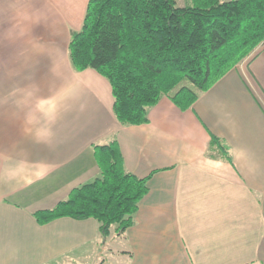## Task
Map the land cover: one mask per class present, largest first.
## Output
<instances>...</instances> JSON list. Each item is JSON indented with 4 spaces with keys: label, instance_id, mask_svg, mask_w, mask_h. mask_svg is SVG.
<instances>
[{
    "label": "crops",
    "instance_id": "obj_1",
    "mask_svg": "<svg viewBox=\"0 0 264 264\" xmlns=\"http://www.w3.org/2000/svg\"><path fill=\"white\" fill-rule=\"evenodd\" d=\"M88 1L0 0V264L103 249L99 264H264V42L189 109L163 95L146 123L122 126L108 81L69 62ZM114 138L124 170L149 176L133 224L103 239L92 218L37 223L99 175L92 147Z\"/></svg>",
    "mask_w": 264,
    "mask_h": 264
},
{
    "label": "trees",
    "instance_id": "obj_2",
    "mask_svg": "<svg viewBox=\"0 0 264 264\" xmlns=\"http://www.w3.org/2000/svg\"><path fill=\"white\" fill-rule=\"evenodd\" d=\"M262 42L264 0H185L182 7L175 0H89L68 57L75 71L90 68L108 81L114 117L132 126L146 123L163 95L189 109ZM214 144L220 143L211 136ZM92 150L99 175L52 209L35 211L37 223L92 218L103 239L110 226L119 236L133 224L149 176L124 170L115 138Z\"/></svg>",
    "mask_w": 264,
    "mask_h": 264
},
{
    "label": "rangeland",
    "instance_id": "obj_3",
    "mask_svg": "<svg viewBox=\"0 0 264 264\" xmlns=\"http://www.w3.org/2000/svg\"><path fill=\"white\" fill-rule=\"evenodd\" d=\"M176 1V5L178 6V7H182L183 5H184V3H185V0H175ZM71 37V36H70ZM69 45V44H68ZM254 52V51H253ZM252 52V53H253ZM251 53V54H252ZM250 54V55H251ZM249 55V56H250ZM69 58V57H68ZM70 62V61H69ZM71 65V64H70ZM88 69V68H87ZM83 71V70H82ZM77 72H80V71H77ZM113 99V98H112ZM120 124V123H119ZM113 227V226H112ZM122 246L123 245V243H122V241L121 240H119V242H113L110 246H109V248L110 249H115V248H118L117 246ZM105 250L103 249V250H101L100 252L98 251V255H96L95 257H91V258H86L85 259V261L84 262H81L80 264H99V262H101L106 256H107V254L105 255L104 252ZM110 254H108V259L110 258Z\"/></svg>",
    "mask_w": 264,
    "mask_h": 264
}]
</instances>
